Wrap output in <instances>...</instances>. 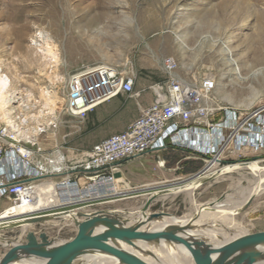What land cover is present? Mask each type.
I'll list each match as a JSON object with an SVG mask.
<instances>
[{
    "label": "rangeland",
    "instance_id": "rangeland-1",
    "mask_svg": "<svg viewBox=\"0 0 264 264\" xmlns=\"http://www.w3.org/2000/svg\"><path fill=\"white\" fill-rule=\"evenodd\" d=\"M96 15L100 19L93 24ZM40 30L44 32L41 47L32 43ZM168 56L179 60L176 72L189 82L205 74L216 77L211 101L214 113L206 124L223 120L230 108L244 117L264 107V0H0V67L12 81L10 88L17 89L21 103L31 107L28 112L33 122L45 105L57 110L56 139L49 132L41 141L47 153L58 147L74 161L97 142L124 131L145 107L153 90L150 86L166 81ZM99 64L118 65L134 73L139 95L121 93L83 120L69 115L64 87L69 75ZM225 145L222 165L254 159L264 165V148L245 154ZM206 159L199 153L168 147L124 168L120 174L125 183L114 181L110 187L127 191L129 196L148 197L156 188L197 173ZM256 181L248 168L225 173L197 189L196 205L222 201L226 195L232 201L243 199ZM37 193L49 199L36 202L28 212L55 205L49 185ZM121 196L93 201H108L99 205L105 207L132 205L141 199L115 201ZM196 205L192 198L186 203L181 195L161 196L152 210L190 218ZM232 217L250 235L264 236V192ZM72 229L66 226L59 234L57 227L47 231L63 241L75 235ZM8 250L0 246V258Z\"/></svg>",
    "mask_w": 264,
    "mask_h": 264
},
{
    "label": "built area",
    "instance_id": "built-area-1",
    "mask_svg": "<svg viewBox=\"0 0 264 264\" xmlns=\"http://www.w3.org/2000/svg\"><path fill=\"white\" fill-rule=\"evenodd\" d=\"M164 66L168 77L164 83L152 86L153 102L142 107L124 131L97 142L85 156L74 161L58 147L52 153L43 148L42 139L51 130L58 129L57 110L42 107L44 113L33 122L34 118L29 115L31 107L25 103L22 106L19 94L20 102L12 106L14 123L0 116V223L34 215V211L22 212L20 208L39 198L35 196V185L42 181H55L58 200L55 205L67 207L114 195L111 192L115 193V189L111 190L110 184L118 173H114L116 167L168 147L207 156L222 151L234 137L237 150L245 145L264 146V117L257 115L258 111L245 118L236 110L228 109L223 120L206 124L214 113L211 101L217 83L215 76L205 74L197 82H189L176 72L179 60L175 56H168ZM135 86L136 75L118 65L84 67L71 73L65 82V110L83 120L99 105L121 93L139 95ZM20 106L25 110H19ZM209 131L213 140L207 135ZM199 132L203 133L201 140L208 147L214 144L212 150L198 148L191 141ZM104 170L112 174L95 180L86 177Z\"/></svg>",
    "mask_w": 264,
    "mask_h": 264
},
{
    "label": "water",
    "instance_id": "water-1",
    "mask_svg": "<svg viewBox=\"0 0 264 264\" xmlns=\"http://www.w3.org/2000/svg\"><path fill=\"white\" fill-rule=\"evenodd\" d=\"M221 152L214 155L205 156L206 164L197 173L192 176L171 185L156 188L150 191L144 204L136 212H128L127 216L119 214V210L112 209H96L91 212L83 210H71L62 213L74 218V224L77 227V234L70 240L50 239L47 234H41L40 240H37L33 234H29L27 242L18 243L9 248V250L0 258V264H18L16 261H22L26 258L36 257L41 264H73L79 259L81 252L87 247L102 249L121 258L119 264H148L141 258L128 254L123 250L115 247L109 241L114 238L120 241H125L130 245H134L137 240H156L168 239L170 241L187 243L185 235L191 230L199 228V218L206 210L215 209V201L209 203H201L196 205L195 194L198 188L203 185L215 181L225 173L248 168L252 174L258 179L261 170H264V165L260 164L258 159L254 160H238L222 165L224 162L221 158ZM142 158H134L128 162L121 164L114 169V173L122 171V169L132 163L140 161ZM250 162H257V167H252ZM218 163V166H216ZM160 164L163 161L160 160ZM222 165V166H221ZM112 172L104 170L96 173L87 174L86 177L90 180H95L102 175H111ZM187 191L191 194L197 209H195L190 222L180 224L179 222H167L166 218H176L175 215L165 211H153L154 203L164 195L179 194ZM257 192L251 193L248 198L232 211V215L236 216L244 212L250 207L255 199ZM93 201V200H92ZM90 201V202H92ZM48 209L40 210V213L30 215L25 220L0 226V230L10 226H19L36 222L47 221L53 217V214L46 213ZM60 215V214H55ZM184 217V216H182ZM154 221H163L166 223L158 230H143L142 227ZM232 229V226L231 228ZM250 238L258 244L264 245V236L258 237L252 234ZM188 244V243H187ZM219 248V247H218ZM214 249H212L213 252ZM216 250H214L215 252ZM203 249L196 247L193 250V255L200 264L211 263V251L208 254H202ZM258 250H251L247 253L243 264H264V261L257 262ZM23 262V261H22ZM221 264V262L219 263Z\"/></svg>",
    "mask_w": 264,
    "mask_h": 264
},
{
    "label": "bare ground",
    "instance_id": "bare-ground-1",
    "mask_svg": "<svg viewBox=\"0 0 264 264\" xmlns=\"http://www.w3.org/2000/svg\"><path fill=\"white\" fill-rule=\"evenodd\" d=\"M98 4V3H97ZM100 19V15H96L91 23H96ZM38 39L33 38L32 43L33 45H43V31H38ZM230 54V51H228ZM232 60V59H231ZM230 60V61H231ZM57 63V61H55ZM12 85V81L10 77L3 72L2 68L0 67V116L4 118L9 123H14V118L12 117L13 113V104L15 102H20L17 98L19 96V91L14 88H10ZM22 106L25 105L22 103ZM45 107L50 108V111L54 110L51 107L45 105ZM23 110H25L23 108ZM40 113H44L43 109L39 110ZM27 113V112H26ZM34 117V116H33ZM38 129L35 128V133H37ZM50 134L52 137L56 139L57 134L56 130H51ZM26 135V133H25ZM211 140H213V134L211 131L207 133ZM203 133L199 132L196 134L195 137L191 138V141L194 142L198 148H210L211 150L214 148V144H210L208 147L206 141H202ZM187 139L189 137L187 136ZM40 140V139H39ZM41 141V140H40ZM226 146V145H225ZM232 149V148H231ZM83 155V154H82ZM81 157V156H80ZM252 167H257V162H250ZM121 171H118L117 174L114 176V181L124 182L121 176ZM252 173V172H251ZM255 180V179H254ZM252 181V180H251ZM255 183L253 184V189L250 191V194L253 192L262 193L264 192V170L262 169L259 173V177ZM48 186L53 191V200L55 204L58 203L56 198V189H55V181L48 180L42 181L39 184L35 185V196H38L37 200L27 206H23L20 208V211L28 212V208H31L36 202H43L42 199L45 196L44 194L38 195V191L42 186ZM252 187V186H251ZM118 189V188H117ZM121 191L116 190L113 194H118ZM249 194V195H250ZM243 197V199L232 201L229 195L222 201H215V209L213 210H206L204 211L200 218H199V228L191 230L185 235L187 243L175 242L170 241L168 239H156V240H137L135 241L134 245H130L125 241H120L117 239L112 238L109 242L114 245L115 247L123 250L124 252L137 256L147 262L148 264H200L199 260H196L193 255V250L196 247H200L203 249L202 254H208L212 249L216 250L211 253V263L212 264H243L247 253L256 247L258 250L257 254V262L264 261V252L263 247L264 245L258 244L255 241H251L250 234L247 229H244L243 226L236 222L232 217V211L236 207L240 206L248 196ZM233 196V195H232ZM164 197V196H163ZM239 198V197H238ZM49 198H45L44 200H48ZM198 208V207H197ZM196 208V209H197ZM33 209V208H31ZM44 209H50V207H46ZM42 210V209H41ZM78 210V209H77ZM34 214L40 213V210H32ZM49 212V211H47ZM53 214V213H49ZM191 214V213H190ZM70 215V214H68ZM227 219L224 223L219 222L221 217H226ZM30 214L28 215V217ZM191 218V217H190ZM190 218L184 217H176L170 218L167 217V222H179L180 224H187L190 222ZM21 220H25L21 219ZM20 220H13V222H18ZM6 222L0 223V226H5ZM153 225H159L154 227ZM166 223L163 221H154L142 227L143 230L151 231V230H158L165 226ZM26 226V225H24ZM232 226V229H230ZM26 230V229H25ZM20 237V236H19ZM19 241V240H18ZM6 243V241H3ZM13 245V244H12ZM8 247V246H7ZM219 247V248H218ZM28 261V262H27ZM121 258L113 255L112 253L98 249L93 247L85 248L77 261L73 264H116L120 263ZM25 264H41L38 262L36 257H31L29 259H25Z\"/></svg>",
    "mask_w": 264,
    "mask_h": 264
},
{
    "label": "crops",
    "instance_id": "crops-1",
    "mask_svg": "<svg viewBox=\"0 0 264 264\" xmlns=\"http://www.w3.org/2000/svg\"><path fill=\"white\" fill-rule=\"evenodd\" d=\"M136 82H137V77H136ZM150 87H152V86H150ZM152 96L154 97L153 90H152V94H148V96L146 97L145 106H147V105H149V104H151L153 102L154 98L152 99L151 98ZM230 109H232V108H230ZM255 111L256 112L258 111L257 115H261L262 117H264V107H260V108L256 109ZM251 113H252V111L247 112L245 114V118L246 117L250 118V114ZM250 121H254V119L251 118ZM260 125H263V124L261 123ZM240 133L241 132H239V134ZM228 145L230 147H232L234 151L240 152V153L242 152V153H245V154H247V153L251 154L253 152L262 150L264 148V146H261L259 148H255V147H253L251 145H245V146L242 147L241 150H237L236 149V138L235 137L232 140H229ZM136 163H138V162L129 164V165L125 166L124 168L131 167V166L135 165ZM126 193H127V191H122V192L118 193L117 195L120 194L122 196L120 198L116 199L115 201L124 202V201H127L128 199H132V198H137V199L141 198V199H140V201H135V204H132V205L122 204V205H118V206L100 207L99 205H102L103 203H109L108 201L101 200V201H93V202H88L87 201V202H83V203L78 204V205L67 206V207H57L56 205L50 206L49 213H53V217L51 219L47 220V221L30 223V224H23V225H19V226H10V227L4 228L3 230H0V246H3L5 248H11L12 246H15L18 243L27 242L28 241L27 237H28L29 234H33L36 237L37 240H40L39 237H40L41 234H47V236L50 239L56 238V239L59 240L58 235H52L51 233H49L47 231L48 227H57V229H58L57 232L59 234V232L63 228H65L66 226H70V227H73L72 230L75 231V235H76L77 234V227L74 224V218H72L70 215H62V213L68 212V211H64V210H70L72 208H77L79 210L91 212V211L96 210V209L106 208V209H112V210H119L118 211L119 214H121L123 216H127L128 212H136V211H138L139 208L144 204V202H145V200L147 198V197H145L146 194L129 196ZM173 195H176V196L177 195H181V196H183V200L186 203H187V201H190L189 193L187 191H183V192H181L179 194H170V195H164V196L172 197ZM101 199H104V198H101ZM55 214H60V215H55ZM26 216H28V215H26ZM186 216L187 215H185L184 217H186ZM184 217H181V218H184ZM226 219H227V215H226V217H224V216L221 217L219 222L224 223L226 221ZM24 225H26V226H24ZM153 226L156 227V226H159V225H153ZM74 236L72 238H74ZM72 238H70V239H72ZM70 239H68V240H70ZM3 241H6V243H2ZM27 259H29V258H27ZM22 261H16V263L25 264V259H23ZM116 264H119V263H116Z\"/></svg>",
    "mask_w": 264,
    "mask_h": 264
},
{
    "label": "trees",
    "instance_id": "trees-1",
    "mask_svg": "<svg viewBox=\"0 0 264 264\" xmlns=\"http://www.w3.org/2000/svg\"><path fill=\"white\" fill-rule=\"evenodd\" d=\"M216 166H218V163H216Z\"/></svg>",
    "mask_w": 264,
    "mask_h": 264
}]
</instances>
